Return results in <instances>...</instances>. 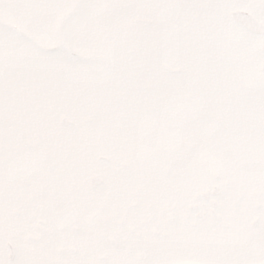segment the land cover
Returning <instances> with one entry per match:
<instances>
[{"label":"flooded vegetation","instance_id":"af4514ba","mask_svg":"<svg viewBox=\"0 0 264 264\" xmlns=\"http://www.w3.org/2000/svg\"><path fill=\"white\" fill-rule=\"evenodd\" d=\"M235 9L256 21L260 11L234 6L224 17L253 41L256 32L231 17ZM205 28L186 25L190 35ZM173 74L182 79L184 71L171 66ZM0 75V259L7 264H145L186 243L179 239L186 227L219 228L226 206L254 196L245 155L153 132L119 106L115 76L101 73L106 86L93 95L97 82L46 92L40 81L14 83L7 67ZM257 223L249 216L247 228Z\"/></svg>","mask_w":264,"mask_h":264},{"label":"snow or ice","instance_id":"6c2138e0","mask_svg":"<svg viewBox=\"0 0 264 264\" xmlns=\"http://www.w3.org/2000/svg\"><path fill=\"white\" fill-rule=\"evenodd\" d=\"M101 3L161 11L169 6L210 5L220 10L259 6L251 57L240 55L241 37L227 18L197 29L191 38L171 31L162 18L158 29L121 46L98 71L115 76L119 106L153 132L187 139L201 148L211 145L238 152L250 161L254 196L247 204L226 206L219 228L197 232L186 227L179 237L186 243L145 264H264V0H0V68L5 35L13 28H42L50 43L59 40L94 50L98 42L84 36L90 21L81 13ZM42 9L50 12L43 21L38 16ZM176 62L184 65L182 79L170 75ZM202 179L197 177L194 183ZM252 215L258 223L249 230ZM198 239L212 243H197ZM0 264L7 262L0 259Z\"/></svg>","mask_w":264,"mask_h":264},{"label":"rangeland","instance_id":"374dc122","mask_svg":"<svg viewBox=\"0 0 264 264\" xmlns=\"http://www.w3.org/2000/svg\"><path fill=\"white\" fill-rule=\"evenodd\" d=\"M191 6H169L161 11L144 5L105 3L91 5L81 15L90 21V28L85 31L84 36L86 38L92 37L98 42L94 50L79 46L69 47L59 40L50 43V36L42 28H13L5 35V52L1 69L8 68L14 83L25 82L30 87L29 84L32 82V85L37 87L38 82H42L44 86H47L46 92H52L55 86L62 83H69L68 86H70L72 81L78 80V83L87 81V84L88 82H97L91 90L93 95L100 94L101 86L103 88L106 85L101 82L103 79L98 69L107 66L110 55L118 51L121 46L131 45L141 34L158 29L161 26L159 21L162 18L168 22L171 31L191 38L192 35H190V31H187L186 25L200 23L205 28L214 22L212 16L215 18L228 16L226 10H220L214 6ZM238 6H242L254 14H258L259 11L256 9L258 6ZM187 8H191V10ZM49 15L48 9H42L38 13L41 21L46 20ZM142 19L149 20V22H142ZM186 21L188 23L185 24ZM230 24H232L231 21ZM231 27L233 32L241 37L240 47L242 51L240 55L245 57L254 55L250 48L252 39L242 34L236 25L232 24ZM172 66H180L181 70L184 71V65L180 62H176ZM86 71L90 72L86 73ZM109 75L113 76L110 73ZM173 75L175 79L178 76V74ZM0 80H4V75H0ZM108 80L114 79L109 78ZM108 80L105 81L108 82ZM110 84L113 86L112 82ZM88 86L94 85L88 84ZM77 87L82 89V84ZM110 90L113 91L111 86ZM58 96L67 97L68 90L60 89ZM83 96H86L85 92ZM83 96L80 95V98ZM32 102L30 99L24 100V104L28 103L29 107L37 108V105ZM78 104L87 107L84 100H79ZM248 172L250 173V169Z\"/></svg>","mask_w":264,"mask_h":264},{"label":"water","instance_id":"95a60500","mask_svg":"<svg viewBox=\"0 0 264 264\" xmlns=\"http://www.w3.org/2000/svg\"><path fill=\"white\" fill-rule=\"evenodd\" d=\"M230 14L231 17L239 24L256 32L257 21L250 13L241 9H235L232 10ZM142 21L145 23L149 22V20H144V19Z\"/></svg>","mask_w":264,"mask_h":264}]
</instances>
